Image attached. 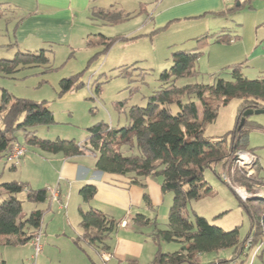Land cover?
<instances>
[{
  "label": "trees",
  "instance_id": "1",
  "mask_svg": "<svg viewBox=\"0 0 264 264\" xmlns=\"http://www.w3.org/2000/svg\"><path fill=\"white\" fill-rule=\"evenodd\" d=\"M1 15L0 13V18ZM97 37L99 39L96 43H86L87 47H102L95 55L106 53L119 39V36ZM211 38L217 44L233 41L217 34H203L196 38L195 48L173 52L172 66L160 74V87L148 97L146 107H132L129 111V124L120 129H114L103 122L96 123L87 129V137L82 143L73 139L38 138L37 127L54 123L53 112L46 101L15 97L1 89L0 160L7 161L12 149L17 145L22 146L18 142V134L21 133L25 144L33 151L61 154L65 158L92 153L96 156L97 171L110 175H128L132 184L145 187L142 181L145 178H159L162 193H173L167 230L159 229L156 221L144 214L139 213L132 218L134 226L153 228L151 240L156 245V250L150 264H203L202 255L218 254L223 250L230 251L228 258L216 257L206 264H243L248 254L257 247L262 246L264 253V199L244 203L238 198L239 205L250 221V232L242 240L237 227L225 231L187 208L189 201L211 194V187L203 178L205 171H211L221 180L216 167L226 166L232 150L250 152L246 150V138L251 122L246 117L242 127L238 129V126L246 110H264V76L254 79L243 77L241 69L245 62L227 67L230 69V81L217 77L212 85H177L181 79L199 75L196 64ZM49 64L46 50L17 52L11 59H0V75L13 78L22 70L36 67L48 72ZM83 86L79 74L63 78L59 82L61 94ZM232 99L239 100L233 129L222 137L205 136L204 126L216 119L219 104L225 106ZM21 159L18 164L10 162L12 169L19 166ZM237 174L244 177L240 172ZM241 177L237 181L247 184ZM252 181L256 185L263 183L257 178ZM247 187L250 190V185ZM96 192L94 185H83L79 190L82 203L91 201ZM21 193H24L27 201L41 204L51 196H48L47 188L31 189L26 183L19 181L0 183V236L12 238L8 240V244H26L32 241L37 231H40V236L42 233L41 216L44 211H32L26 218H22L21 201L18 199ZM144 200L148 201L146 194ZM79 215L81 235L75 241L76 246L80 247L83 242L98 252L109 250L107 241L120 228L119 224L98 209H80ZM249 239V247L245 249L244 245ZM162 242L178 243L180 248L175 252L163 253ZM0 264L5 262L0 259Z\"/></svg>",
  "mask_w": 264,
  "mask_h": 264
},
{
  "label": "rangeland",
  "instance_id": "2",
  "mask_svg": "<svg viewBox=\"0 0 264 264\" xmlns=\"http://www.w3.org/2000/svg\"><path fill=\"white\" fill-rule=\"evenodd\" d=\"M137 1L140 0H136V3ZM98 2V5L100 4L99 6L105 10L114 2H118L122 12L132 10V0H98ZM140 13L139 16L118 24H108V21L103 20L104 23L102 20H98L96 23L84 25L79 33L74 34L72 45L68 49L46 48V53L50 58V71L48 72L36 67L22 70L16 73L13 78L0 75V90L5 89L19 98L39 102L46 101L47 106L53 112L54 123L52 125L37 127L36 136L38 138L83 140L87 137V129L96 123L103 122L114 129L128 125L131 108L146 107L148 97L159 89L160 74L172 66V53L195 48V41L187 40L191 36L202 35L201 33L206 31L203 24L205 21H200L201 19L198 18L175 23L164 29L153 28L150 23L143 24L144 17ZM112 14L115 17L121 16L117 13ZM99 33L109 37L119 36V39L106 53L95 55L99 50H102V47L99 48V45L87 47L84 42L89 40L96 43ZM5 40L6 38L0 36L1 44L7 43ZM213 40L211 38L198 59L196 68L199 75L190 79H181L177 85L183 86L190 83L212 85L217 77L230 81V69L227 68L229 64L239 60L243 50L250 51L253 48L247 36H244L240 43L233 44L230 47L232 49H228V45L232 44L219 47L213 44ZM7 55L0 58L11 59L14 57V54ZM77 74L84 86L61 94L60 80ZM243 74L248 79H254L259 75L250 66L243 69ZM238 105L239 100L237 99H232L225 106L219 104L216 119L204 126L205 136L222 137L233 129ZM199 111L202 114L200 105ZM248 120L251 122V127L246 138V150L250 151L256 159L252 174L246 175L240 169H233L231 152L237 149L232 150L226 166L218 165L216 167L220 177L221 174H224L229 179L230 185L222 178L219 180L211 171L207 170L204 172L203 178L211 187V194L198 200H191L187 204L189 210L204 217L211 225L225 231L237 227L241 240L245 239L250 232V221L239 205L238 198L240 197L236 193L237 189L247 191L246 194L252 193V197L248 200L264 199V113L252 114L248 116ZM18 142L25 147L26 155L15 169H12L10 162L0 160V183L19 181L26 183L31 189H41V187L38 188V185H41L40 183L47 176L42 172L47 170L46 162L48 163V161L43 155L46 153L33 151L25 144L21 133L18 134ZM237 172L242 173L244 177L239 176ZM238 177L243 178L247 184L238 182ZM255 178L260 179L263 183L256 185L252 181ZM42 185L47 188L48 193L55 188L52 185ZM247 185H250V190ZM258 194H262V196ZM164 196L158 207L149 209L145 206V210L142 212L149 219L156 221L161 230L168 228L167 218L173 203L172 192L166 193ZM18 199L21 201L22 218H26L36 208L44 205V203L27 201L24 193L19 194ZM248 200L241 201L247 203ZM190 214L193 213L190 212ZM127 224L126 230L120 227L113 232L109 245L113 247L116 245L117 238H125L133 241L139 247V253L125 254L123 260L114 259L109 264H150L156 250V245L151 240L153 228L134 226L130 222ZM73 225L76 226L75 223ZM72 237L76 238L73 234ZM71 239V237L68 240L60 237L51 243L46 241L45 233L43 234L42 244L54 245L52 246L54 249L48 254L49 264H101L94 247L85 246L84 243L78 247ZM179 248L180 244L178 243H161L163 253L175 252ZM257 248H259L257 257L252 261H255L254 264H263V247ZM21 254L22 252L18 250L0 246V257H7L9 264H20ZM229 256L230 251L223 250L218 254L204 255L201 261L209 263L216 257L228 258ZM22 260H24V264H39V259L35 263L34 261L27 262L24 256Z\"/></svg>",
  "mask_w": 264,
  "mask_h": 264
},
{
  "label": "crops",
  "instance_id": "3",
  "mask_svg": "<svg viewBox=\"0 0 264 264\" xmlns=\"http://www.w3.org/2000/svg\"><path fill=\"white\" fill-rule=\"evenodd\" d=\"M98 3V0H0L2 14L0 36L7 41L0 43V57L8 56L7 54L15 55L17 52H37L46 48L68 49L72 45L74 34L79 33L84 25L96 23L98 20L108 21V24H118L139 16L141 12V16L144 17L143 24L150 23L157 29L168 28L191 18L201 19L200 21H205L203 24L206 28L202 35L217 34L225 39L228 37L233 39L228 43L232 44L228 45V49H232L230 47L233 44L240 43L244 36H247L253 48L250 51L243 50L239 60L231 62L229 66L245 62L241 69L243 77L247 78L243 74V69L249 66L259 74L257 77L264 76V0H249L244 5L238 6L235 1L226 0H140L137 3L136 0H132V10H125L124 13L120 10L121 6L118 2H114L106 10ZM112 13L121 16L115 17ZM98 35L109 37L102 33ZM199 36L201 35L191 36L187 41L196 42ZM213 44L222 47L227 43L213 42ZM85 139H76V141L82 143ZM43 155L46 156L48 163L46 162L47 170L42 172L47 176L38 188H46L42 184L52 185L55 187L52 191L57 192L59 202H52L49 199L42 207L34 210L44 211L41 216L42 233L39 241L41 250L36 258H34L32 241L13 245L7 243L12 238L0 236V246L22 252L20 264H24L22 260L24 256L27 262L35 263L39 259V264H49L48 254L54 249L52 248L54 245L42 244L44 233L46 241L51 243L60 237L67 240L71 237L75 244L81 235L80 209H98L118 224L125 219L132 224V218L136 214H143L145 206L149 209L158 207L159 202L166 195L161 191L159 178H145L142 180L145 187H142L132 184L128 175H110L97 171L96 156L92 153L70 158H65L61 154ZM85 184L94 185L97 192L91 201L83 204L79 190ZM49 194L51 195L48 193V196ZM144 194L148 197L147 202L144 200ZM61 203L66 204V207L60 208ZM74 223L76 226L73 225ZM72 234L76 238L72 237ZM111 240L112 238L107 241L109 250L97 251L101 264H109L114 259L121 261L128 253H139L140 249L133 241L117 238L116 245L112 247L109 245ZM84 245L91 247L85 243ZM103 255H107L108 259L104 260ZM0 258L5 264H9L7 257ZM254 262L253 260L250 264Z\"/></svg>",
  "mask_w": 264,
  "mask_h": 264
},
{
  "label": "built area",
  "instance_id": "4",
  "mask_svg": "<svg viewBox=\"0 0 264 264\" xmlns=\"http://www.w3.org/2000/svg\"><path fill=\"white\" fill-rule=\"evenodd\" d=\"M226 1H235L239 4H243L245 3L246 1L248 0H226ZM25 155V148L22 147V146H15L13 149H12V152L10 153V155L8 156L7 158V161L9 162H12L13 164H18L19 163V160ZM231 156L233 158V164H234V170L235 168L237 169H240L241 172L245 173L246 175H251L252 172H253V167L256 163V160L254 158V156L247 152V151H243V150H236V151H232L231 152ZM233 170V171H234ZM221 178L223 179V181H225L226 183H230L229 182V179L224 175V174H221ZM230 185V184H229ZM244 192H247L245 190H243ZM236 193L238 194V196L240 197V199L242 201H246L248 199H250V197H252V193H247V196L246 197H242L240 195L239 192L236 191ZM258 195H261L262 194H258ZM50 200L52 202H56L58 200V195H57V192L56 191H51V196H50ZM66 207V204H60V208H65ZM120 227L122 228H125L127 226V220H123L122 222H120L119 224ZM40 231H37L36 234L34 235L33 239H32V246H33V249H34V256L36 257L37 254L40 252L41 250V247H40ZM250 239L245 243L244 245V248L247 249L249 247V243H250ZM258 250L259 248H256L255 250L251 251L248 256H247V259L245 260V262L243 264H250L252 259L257 257V253H258ZM108 256H103L104 260H107ZM218 264V263H216ZM229 264H237L236 262H230Z\"/></svg>",
  "mask_w": 264,
  "mask_h": 264
},
{
  "label": "water",
  "instance_id": "5",
  "mask_svg": "<svg viewBox=\"0 0 264 264\" xmlns=\"http://www.w3.org/2000/svg\"><path fill=\"white\" fill-rule=\"evenodd\" d=\"M237 6L239 5V3L236 4ZM264 113V110L262 109H249V110H246L244 113H243V117L241 118V121H240V124L238 126V129H240L242 127V125L244 124V120L246 117L252 115V114H262Z\"/></svg>",
  "mask_w": 264,
  "mask_h": 264
},
{
  "label": "bare ground",
  "instance_id": "6",
  "mask_svg": "<svg viewBox=\"0 0 264 264\" xmlns=\"http://www.w3.org/2000/svg\"><path fill=\"white\" fill-rule=\"evenodd\" d=\"M237 192H239L240 195H242V196H244V197L247 196V194H246L242 189H237Z\"/></svg>",
  "mask_w": 264,
  "mask_h": 264
}]
</instances>
